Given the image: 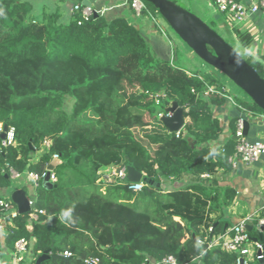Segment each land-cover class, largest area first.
<instances>
[{
  "label": "trees",
  "instance_id": "obj_1",
  "mask_svg": "<svg viewBox=\"0 0 264 264\" xmlns=\"http://www.w3.org/2000/svg\"><path fill=\"white\" fill-rule=\"evenodd\" d=\"M143 2L148 11L139 18L158 13ZM0 10V123L15 130L14 145L0 139V187L10 186L7 166L40 174L54 155L61 160L54 186L36 187L35 209L43 213L35 220L18 215L2 231L0 259L24 237L29 261L20 264H35L43 252L53 256L39 264H144L166 255L177 264H236L235 253L198 243L222 233L226 221L214 213L228 204L200 178L228 170L233 145V138L223 151L207 144L222 132L212 106L227 94L213 72L188 73L157 56L141 28L122 16L93 13L84 20L71 8L67 21L58 20V11L39 19L23 0H0ZM206 23L230 44L214 20ZM231 31L241 46L251 42L248 33ZM243 58L264 78V57ZM210 86L218 91H207ZM173 101L183 109L179 137L158 116ZM238 115L229 120L232 135ZM44 140L49 146L32 161L28 143L38 147ZM123 166L157 183H186L164 193L161 184L133 192L100 179L106 169ZM68 210L70 218L63 217ZM64 250L71 256H62Z\"/></svg>",
  "mask_w": 264,
  "mask_h": 264
},
{
  "label": "crops",
  "instance_id": "obj_2",
  "mask_svg": "<svg viewBox=\"0 0 264 264\" xmlns=\"http://www.w3.org/2000/svg\"><path fill=\"white\" fill-rule=\"evenodd\" d=\"M26 1L30 7L31 12L37 18H43L44 15H48L58 11L60 17L58 20L67 21L71 14V8L74 4L82 0H23ZM91 3V7L98 11L102 10L100 14L106 17L122 16L128 22L133 23L137 27L143 29L146 39L149 42L150 48L157 56L166 58L165 49H161L159 44L155 41L154 31L151 30L150 23L146 17H136L129 10L124 0H88ZM213 0H208L209 5H213ZM214 6V5H213ZM220 14L214 9L213 16L218 19ZM220 29L231 35V27L235 26L239 30L248 33L251 36V42L247 46H241V55L251 56L258 60L264 57V14L260 11L251 13L241 23L233 25L231 22L226 24L225 22L219 23ZM151 28V29H150ZM234 38V35H231ZM235 39V38H234ZM188 70V69H187ZM191 72L190 70L187 71ZM225 85V84H224ZM226 89H230L225 85ZM230 96V95H229ZM213 116L219 119L222 127V132L216 140H210L207 142L212 147H220L228 138H232V132L229 127V120L239 114L238 110L232 105L231 101L226 98L225 101L218 106H212ZM262 113L249 114L246 118L249 121L248 133L245 135L247 140H261L264 142V120L261 118ZM41 151H36L32 155V161H35L40 155ZM144 176V173L142 172ZM26 178L24 175L11 179L12 183L16 180ZM206 189L214 194L215 191L219 193V201H228L227 205L219 207L214 213L215 216H220L225 219V224L222 229V233L225 232L231 225L239 222L243 218L253 214L257 216L264 212V154L260 155L255 161L245 164L241 161H237L235 166L230 164L228 170L222 168L217 169L214 174H204L200 177ZM28 180V179H26ZM20 182V181H19ZM186 183V179L182 181H170L162 179L158 186L165 185L162 188V192H166L172 187H180ZM21 185V186H20ZM23 183H19L16 186L0 187V198L9 197L11 191L15 189H23ZM157 187V185H153ZM224 189H228L223 192ZM24 190V189H23ZM25 191V190H24ZM160 191V192H161ZM26 193V191H25ZM225 194V195H224ZM27 196H29L26 193ZM10 198V197H9ZM177 219V218H175ZM8 224L0 227V241L3 242L2 231ZM248 225L252 226L249 231L251 240L256 236V225L254 220ZM253 241V240H252ZM29 260V259H28ZM0 264H13L11 262V251L5 249L0 259ZM249 264H257L255 261H250Z\"/></svg>",
  "mask_w": 264,
  "mask_h": 264
},
{
  "label": "built area",
  "instance_id": "obj_3",
  "mask_svg": "<svg viewBox=\"0 0 264 264\" xmlns=\"http://www.w3.org/2000/svg\"><path fill=\"white\" fill-rule=\"evenodd\" d=\"M127 6L132 10L133 14L136 17H140L141 13L147 10V7L143 0H124ZM215 7L221 13H225L228 19H231L237 23H241L244 19L248 17L249 14L255 12H262L264 14V0H213ZM72 9L74 11H80L81 18L87 20L91 15L96 12L101 13L102 10H94L91 6L81 7L78 3L74 4ZM153 21H155L154 16L149 15ZM147 18V17H146ZM207 91L217 92L216 87L210 86ZM206 93V92H205ZM225 98H228L232 105L240 109L239 115L236 119L235 129L233 133V145L232 152L228 157V162L232 166H235L237 161L242 163L249 164L264 154V142L261 140H247L244 135V119L252 114L249 110L245 109L239 103L233 100L228 94H224ZM155 102L158 104L159 99L156 98ZM163 114L158 112L160 117ZM261 118L264 120V113L261 114ZM3 124L0 123V132L2 131ZM13 130V136L11 140L8 139V132ZM182 129L175 132V136L179 137L181 135ZM14 127L8 125V129L5 133L4 145H14L15 136H14ZM50 144L49 140H44L43 143L38 147H33L35 151H42L44 147H48ZM219 151H223L224 147L221 145L218 147ZM53 158H58L57 155H54ZM9 172V178L16 179L21 176H25L26 179L31 181L33 186L36 188L41 182L42 178L46 174V170L42 173H37L33 171H23L17 172L12 167L7 166ZM102 179L104 184H122L128 190L133 192L142 191L146 184L142 181H130L127 179V169L126 167H111L106 169L102 174ZM49 181L54 183L56 181V176L54 171L50 173ZM34 196V195H32ZM35 197V196H34ZM31 204V201H29ZM0 227H3L6 224L11 222V219L20 215L16 205L10 200V198H0ZM38 213H43L42 210L31 209L27 215L29 220H35ZM254 220L256 228L260 226L264 228V212L254 216L253 214L243 218L237 223L231 225L225 232L216 234L212 236L209 240L200 239L198 243L205 245L206 248L212 246H219L222 250L228 253L236 254V264H249L250 261H255L257 264L260 263L263 259L262 253V244L258 241H252L249 231L246 229V226ZM209 231L211 228L208 229ZM28 240L26 238H19L14 242V249L11 255V262L13 264H20V262H28ZM62 256L68 257L71 256V253L67 250H64L61 253ZM144 264H177L176 259L172 255H166L162 257L159 261H150L146 260Z\"/></svg>",
  "mask_w": 264,
  "mask_h": 264
},
{
  "label": "water",
  "instance_id": "obj_4",
  "mask_svg": "<svg viewBox=\"0 0 264 264\" xmlns=\"http://www.w3.org/2000/svg\"><path fill=\"white\" fill-rule=\"evenodd\" d=\"M155 7L158 13L165 19L170 28L177 36L207 65L221 72L229 78L236 86H238L252 103L262 110L264 113V78H262L256 70L249 65L243 56L229 43H227L215 30L210 28L199 16L183 8L172 0H144ZM84 6H91L88 0H82ZM94 15H97L94 12ZM211 50H210V49ZM163 126L169 133L176 132L184 126L183 109L173 101L164 109L163 114L159 117ZM244 135L248 133L249 121L247 118L243 121ZM8 129L6 123L2 126L0 139L3 142L5 133ZM29 149L33 150L31 143H28ZM61 163L59 158H52L46 165V174L41 180V185L45 189H50L54 183L49 181L50 173L55 167ZM127 179L130 181L142 180L146 186L157 185L158 183L146 178L142 172L128 166ZM10 200L16 205L20 215L27 214L31 209L35 208V197L27 196L23 189H15L10 193ZM31 201V204H29ZM246 229L250 231L252 226L247 225ZM253 241L262 244L263 259L260 263H264V228L261 226L256 229V236ZM53 255L43 252L39 255L35 264L48 259ZM55 256V255H54Z\"/></svg>",
  "mask_w": 264,
  "mask_h": 264
},
{
  "label": "rangeland",
  "instance_id": "obj_5",
  "mask_svg": "<svg viewBox=\"0 0 264 264\" xmlns=\"http://www.w3.org/2000/svg\"><path fill=\"white\" fill-rule=\"evenodd\" d=\"M176 1L179 4H182L184 8H186L190 12L199 16L205 22L209 23L211 20H214L215 23L217 24V30L220 32V34L225 39H227L230 42V44H232L239 52H241V47L238 45V42L236 41V39L232 38L231 35L226 34L225 31H222L219 26L220 22H225L226 24H228L229 22H232L235 24H238V23L231 19H228L225 13L219 12L217 8L215 7V4L213 1L212 3L214 6L209 5L208 0H190V1L176 0ZM215 8H216V11L220 14L218 16V19L214 18L213 16V12ZM152 16H154L155 21H153L149 15H147V21L150 23V26L152 28L150 29L154 31L156 43L159 44L161 49H165L166 58L168 60L170 61L174 60V63L190 71L210 70L216 76L218 81H220V83L223 85L222 88L224 89V91L227 92V94L230 95L235 101L241 100V101L247 102L248 104H252V101L250 100V98L247 97L245 93L238 86H236L229 78H227L221 72L208 66L204 61H202L198 56H196L193 53V51L170 28V26L167 24L165 19L159 13H154L152 14ZM242 56H244L245 58L247 57L246 55H242ZM224 84L229 86L230 89L229 90L226 89ZM69 107H70V104H68V108ZM255 113H260V112H255ZM35 152L36 151H34V154ZM100 179L103 180L102 175H100ZM21 182L23 183L22 188L26 191V193L28 195L35 196L36 188L33 186L31 181L26 180V178L18 179L14 183L10 181V186L8 187L12 188V186H16L17 184ZM161 187L165 188V185H162ZM102 190L103 191L105 190L104 185L102 187ZM5 198H9V197H5ZM133 201H135V199ZM137 205H139V208H141L142 203L140 201H137Z\"/></svg>",
  "mask_w": 264,
  "mask_h": 264
},
{
  "label": "clouds",
  "instance_id": "obj_6",
  "mask_svg": "<svg viewBox=\"0 0 264 264\" xmlns=\"http://www.w3.org/2000/svg\"><path fill=\"white\" fill-rule=\"evenodd\" d=\"M0 15H3V11L2 10H0ZM7 135H8V139L11 140V138L13 136V130H10ZM62 216L65 217V218H70V210L64 211L62 213Z\"/></svg>",
  "mask_w": 264,
  "mask_h": 264
}]
</instances>
